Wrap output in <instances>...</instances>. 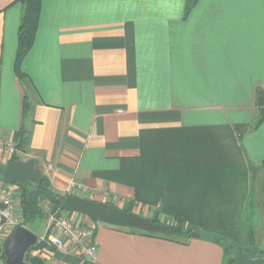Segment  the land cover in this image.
<instances>
[{
	"label": "crops",
	"instance_id": "crops-1",
	"mask_svg": "<svg viewBox=\"0 0 264 264\" xmlns=\"http://www.w3.org/2000/svg\"><path fill=\"white\" fill-rule=\"evenodd\" d=\"M189 4L41 0L22 82L15 59L24 8L0 0V140L21 160L38 159L61 194L82 185L81 198L248 249L257 234L247 217L257 207L260 237L264 230V0ZM10 161L0 151V166ZM87 218L96 260L43 245L30 264H225L213 241ZM260 245L264 252V237ZM234 264H264V256L236 255Z\"/></svg>",
	"mask_w": 264,
	"mask_h": 264
},
{
	"label": "trees",
	"instance_id": "trees-1",
	"mask_svg": "<svg viewBox=\"0 0 264 264\" xmlns=\"http://www.w3.org/2000/svg\"><path fill=\"white\" fill-rule=\"evenodd\" d=\"M19 2L23 5L24 12L21 19L20 29H19V38H18V49L15 59V72L18 78L22 81H28L27 74L23 71L22 65L23 60L27 53L33 47L36 32L38 29L40 15H41V0H19ZM197 3V0H190V7L194 6ZM258 105L261 108V118L258 122L260 125L261 122L264 120V96L260 95L258 100ZM32 107L28 100H25L24 103V115L29 114L31 112ZM23 135L25 131L22 130L21 132ZM25 146V141H22L21 146ZM19 147V148H20ZM21 160L16 155L11 159L10 163ZM9 163V164H10ZM264 166V163H263ZM4 167L0 166V169ZM0 179L2 180V176L0 175ZM22 187V208H23V217L25 226L28 223L33 222L37 219L43 218L45 216L43 211V202H48L52 207L55 209H61L62 203L65 200V194H61L55 191L47 177L44 176V180L41 184H39L35 188V193H38L40 196V203L39 205H30L28 202V190H26L23 186ZM261 193L264 197V180L261 184ZM128 212V211H127ZM130 213V212H129ZM144 219V218H143ZM148 223L147 229H133L132 231H136L140 234L157 237L161 236L167 238L172 241H185L192 238V234L200 235V239L213 241V243L221 244L224 253H225V264H234V258L236 255L245 256V257H253L256 255H263V251H256L255 249H243L241 247H236L232 243L225 241L214 234L208 233H200L196 232L192 229H184L183 223L181 221L175 222L173 225H168L161 222L159 219H145ZM44 244H37L36 246L30 248L27 251L25 262L26 264L39 262L36 258L30 257V251L40 249Z\"/></svg>",
	"mask_w": 264,
	"mask_h": 264
},
{
	"label": "built area",
	"instance_id": "built-area-1",
	"mask_svg": "<svg viewBox=\"0 0 264 264\" xmlns=\"http://www.w3.org/2000/svg\"><path fill=\"white\" fill-rule=\"evenodd\" d=\"M0 151H6L12 159L17 147L11 142L0 140ZM86 192H88L86 187L73 184L68 190V195L81 197ZM42 207L48 222L44 235L38 236V243L58 250L71 248L72 251L87 259L96 260L98 258L100 249L94 239V226L89 225L88 220H84V216L55 209L46 202ZM19 227H26L22 196L17 193L14 185L6 184L0 179V264H6V241Z\"/></svg>",
	"mask_w": 264,
	"mask_h": 264
},
{
	"label": "water",
	"instance_id": "water-1",
	"mask_svg": "<svg viewBox=\"0 0 264 264\" xmlns=\"http://www.w3.org/2000/svg\"><path fill=\"white\" fill-rule=\"evenodd\" d=\"M2 180L9 185H21L28 190L30 205H39L40 196L35 188L44 180L43 168L38 159L17 160L0 169ZM61 209L66 212L78 213L93 222H101L116 228L147 229L145 219L122 211L108 203L91 201L74 195H67ZM192 238H200L193 233ZM38 236L26 227L17 228L5 244L6 264H26L27 251L36 246Z\"/></svg>",
	"mask_w": 264,
	"mask_h": 264
},
{
	"label": "rangeland",
	"instance_id": "rangeland-1",
	"mask_svg": "<svg viewBox=\"0 0 264 264\" xmlns=\"http://www.w3.org/2000/svg\"><path fill=\"white\" fill-rule=\"evenodd\" d=\"M18 157L23 158L22 155H18ZM14 186L17 190V193L20 196H22V194H23L22 190L23 189H22L21 185L15 184ZM43 203L45 204V202H43ZM46 203H48V202H46ZM76 215L81 216V217L83 216V215L78 214V213H76ZM251 216H252L251 218L247 217V216L246 217H247L248 221H250V220L252 221V223H250V225H252L253 229L256 231L257 239H256V241H254L255 243L252 244L250 247H251V249H257V248H260V246H261L260 243L262 241V238L264 237V230L262 231V233H263L262 237H260V235H259L260 232L258 233V231L260 230V228H262V225H263L262 216H261V213H260L258 207L256 209H254V213L251 214ZM47 222H48V219L46 216H44L43 218H40V219H37L33 222L28 223L26 228H28L30 231H32L37 236L44 235V233L46 231ZM96 223H99L101 225H106V224L101 223V222H96ZM126 229L133 230L131 228H126Z\"/></svg>",
	"mask_w": 264,
	"mask_h": 264
}]
</instances>
